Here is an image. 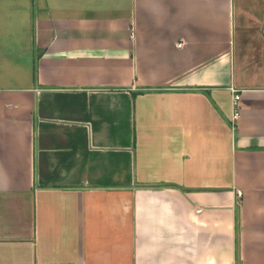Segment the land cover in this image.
<instances>
[{"label":"crops","instance_id":"0c3cea01","mask_svg":"<svg viewBox=\"0 0 264 264\" xmlns=\"http://www.w3.org/2000/svg\"><path fill=\"white\" fill-rule=\"evenodd\" d=\"M0 264H264V0H0Z\"/></svg>","mask_w":264,"mask_h":264},{"label":"built area","instance_id":"2783aa9c","mask_svg":"<svg viewBox=\"0 0 264 264\" xmlns=\"http://www.w3.org/2000/svg\"><path fill=\"white\" fill-rule=\"evenodd\" d=\"M183 42H178V45H182ZM238 99H239V94L238 92H234L233 94V104H234V110L232 113V121L236 120L237 117L239 116V109H238ZM242 196V191L240 189L236 190V204H239V198Z\"/></svg>","mask_w":264,"mask_h":264}]
</instances>
